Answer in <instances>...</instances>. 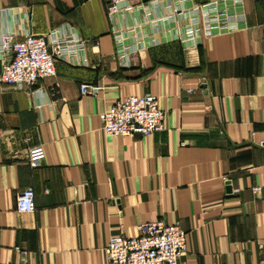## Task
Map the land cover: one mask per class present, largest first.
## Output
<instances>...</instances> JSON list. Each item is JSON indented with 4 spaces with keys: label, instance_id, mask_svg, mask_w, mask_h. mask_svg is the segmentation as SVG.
<instances>
[{
    "label": "crops",
    "instance_id": "0c3cea01",
    "mask_svg": "<svg viewBox=\"0 0 264 264\" xmlns=\"http://www.w3.org/2000/svg\"><path fill=\"white\" fill-rule=\"evenodd\" d=\"M211 1L134 0L110 20L107 0H0V33L88 42L85 63L58 60L32 92L0 81V264H107L111 236L156 220L186 230L181 264H264V0H243L231 32L179 38ZM146 93L164 130L101 129L115 101ZM28 187L36 209L19 212Z\"/></svg>",
    "mask_w": 264,
    "mask_h": 264
},
{
    "label": "built area",
    "instance_id": "2783aa9c",
    "mask_svg": "<svg viewBox=\"0 0 264 264\" xmlns=\"http://www.w3.org/2000/svg\"><path fill=\"white\" fill-rule=\"evenodd\" d=\"M106 13L110 20L117 16L125 5L134 0H107ZM243 0H213L197 4V14L180 37L193 40L203 31L211 34L231 32L237 29L236 20L243 14ZM154 43V38H150ZM88 42L71 28L54 30L48 34L29 33L23 38L8 30L0 33V59L5 61L0 74L3 84L19 90L32 92L40 80L56 74V62L66 60L72 63L84 62L79 56ZM120 43L119 58L130 54ZM85 63V62H84ZM102 86L95 82H82L83 95H96ZM165 111L160 108L158 96L152 93L130 95L115 101L100 114L101 129L110 135H148L165 129ZM259 188H255L257 191ZM19 212H34L35 190L32 187L21 190L17 195ZM139 234L111 236L105 247L107 264H181L182 256L188 250V235L179 224H167L162 220L144 222L138 226Z\"/></svg>",
    "mask_w": 264,
    "mask_h": 264
}]
</instances>
